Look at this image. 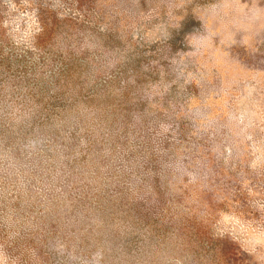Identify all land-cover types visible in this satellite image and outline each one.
I'll return each instance as SVG.
<instances>
[{"label": "rangeland", "instance_id": "374dc122", "mask_svg": "<svg viewBox=\"0 0 264 264\" xmlns=\"http://www.w3.org/2000/svg\"><path fill=\"white\" fill-rule=\"evenodd\" d=\"M0 264H264V0H0Z\"/></svg>", "mask_w": 264, "mask_h": 264}]
</instances>
